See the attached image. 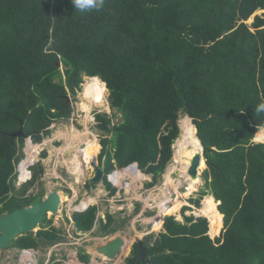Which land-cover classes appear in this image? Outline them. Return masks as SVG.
I'll return each instance as SVG.
<instances>
[{
  "label": "trees",
  "instance_id": "1",
  "mask_svg": "<svg viewBox=\"0 0 264 264\" xmlns=\"http://www.w3.org/2000/svg\"><path fill=\"white\" fill-rule=\"evenodd\" d=\"M86 77L106 85L121 115L117 124L96 115L104 132L98 166L109 194L117 191L110 174L135 163L152 178L146 189L159 183L181 115L193 119L208 147L205 189L189 202L199 208L207 195L220 202L223 230L212 239L218 221L186 216L184 207L183 221L166 216L156 238L143 239L149 264H264V143L253 141L264 129V114H255L264 102V0H105L92 12L71 0H0V198L15 192L5 209L44 196L23 197L43 173L40 163L18 191L16 165L27 139L40 144L53 124L71 119V98ZM190 118L181 127L192 125L195 134ZM97 213V206L74 212V233L98 223L101 236L114 234L113 216L104 222ZM38 235L54 244L60 238L56 229ZM137 247L126 264H137ZM63 258L90 261L82 250Z\"/></svg>",
  "mask_w": 264,
  "mask_h": 264
},
{
  "label": "rangeland",
  "instance_id": "2",
  "mask_svg": "<svg viewBox=\"0 0 264 264\" xmlns=\"http://www.w3.org/2000/svg\"><path fill=\"white\" fill-rule=\"evenodd\" d=\"M262 13L263 11H259L256 15ZM254 18L255 15L248 23H253ZM99 82L101 83L102 81L99 79L98 83H94L86 77L76 99L71 98L74 108L71 119L66 122L62 121L53 124L51 136L45 138L40 144L33 143V146L38 147L30 149L32 147L31 141L27 139L24 149H22L23 158L16 165L14 185L17 191L22 189L31 180L37 164L40 163L43 168V173L27 189L28 193L37 194L43 192L44 197L53 191L61 194L59 211L54 214L48 213L46 216L51 222L52 227L59 232L61 238L58 243L53 244V264H77L76 261H64L63 255L80 250L86 252L96 243H103L116 234L121 235L125 243L120 254L112 261L99 255H91L90 264H126V260L131 256L137 240L143 241L145 237L150 235L155 239L156 235L162 231L163 223L160 220L155 222L152 230L147 231L146 225L151 219L156 218L159 210H162L163 205L169 202L171 193H174L176 196L175 203L174 205L169 203V208L165 210L164 215L174 216L176 220L183 221L182 209L188 207L190 210L184 212L186 216L206 217L208 221L219 219L216 209L218 204L211 195L200 199L199 208H196L189 202L190 198H198L200 191L205 189V182L202 179V175L207 166L203 163L204 166L199 167L200 181L195 179L196 183H194L195 181L187 180L189 177H183L180 173L182 169L180 161L181 154L185 151H192L191 147L183 150L184 140L182 127L184 125L181 127V124L182 121L190 118L187 115L180 116L179 126L182 130L179 127V137L173 144V157L162 174L159 183L152 189L145 188L146 183L150 182L152 178L142 173L141 176L133 175V171H138L135 168L134 170L133 167L120 169L113 173L117 175L115 181L110 179L112 185L117 188L116 193L113 195L109 194L102 180L97 183H92V186L90 179L93 177V167L91 164L93 160H96L98 163V155L101 152L100 140L104 136V132L98 128L96 115L99 113H107L112 119L113 124H117L121 120V115L110 106L109 91L102 90ZM88 83H91L95 89L88 87V85L86 86ZM92 94L94 96H100V103H90ZM190 122L193 124L196 135L193 119H190ZM189 129L191 132V128ZM262 130H259V132ZM72 134L76 137L74 141L70 142L72 140ZM85 138L86 142L88 140L92 141L93 147H97V152L90 161L91 163L85 162L84 164L79 161L77 168L72 166L71 160H78V153H82L79 152V145L83 146L82 151L86 148L84 147L85 142L83 141ZM190 144L191 146H198L199 153L201 152V147L195 143L194 138L190 140ZM93 147L87 148V151L90 153L93 151ZM44 152L46 155L42 159L41 154ZM189 182L195 186H193L194 189L190 192H188V188L191 185ZM90 206H97V218L102 219L104 222L107 214L113 216L115 221L113 226L117 229L114 234L105 237L101 236L98 232V223L94 225L92 230L86 233H74L72 214L83 211ZM82 207L86 208L81 209ZM170 209H175L176 214L169 215ZM159 223H161L160 229L153 231L156 226H159ZM38 229L39 227L35 229V232ZM222 230L223 224L219 234ZM219 234L217 236H213V234L211 238L214 239ZM40 259L45 264L46 257L41 255Z\"/></svg>",
  "mask_w": 264,
  "mask_h": 264
},
{
  "label": "water",
  "instance_id": "3",
  "mask_svg": "<svg viewBox=\"0 0 264 264\" xmlns=\"http://www.w3.org/2000/svg\"><path fill=\"white\" fill-rule=\"evenodd\" d=\"M16 136L18 137L23 136V132L22 131L18 132ZM196 138H197V131H196ZM198 141L202 149L200 153H195L193 155L187 174L192 180L198 179L200 181L199 167L201 162H203L206 165L205 152L208 149V147L203 145L199 139ZM253 141L258 143L255 140ZM80 148L81 151L83 149V146H81ZM78 156H79L78 160H81L82 154L79 153ZM91 165L93 167V177L90 179V182L91 183L100 182L104 175L103 170L98 166L96 160H93V163ZM130 167L137 169V164L136 163L132 164ZM114 172H112L110 176H112ZM174 198H175V194L171 193L170 199L173 200ZM60 204H61V194L57 191H53L32 206L17 209L9 214H5L1 216L0 217V231H1L0 248L6 249L7 247H9L10 241L13 238L17 237L21 233H27L31 230H34L36 227H38L41 224L45 215H47L48 213H52V214L57 213L59 211ZM217 204L219 205L220 202H217ZM167 208H169V203L163 205L162 210L156 216V219L162 221V223L164 221V218L167 216V214L164 215L165 214L164 212ZM223 218L224 216L222 215V221ZM152 225H153V220H151L146 225L147 231L151 230ZM136 244L138 246L136 263L149 264V260L147 258V249L144 247L143 241L137 240ZM124 245L125 243L122 236L116 234L105 240L103 243L101 242L96 243L93 247H90L86 251V253L90 256L99 255L112 261L120 254Z\"/></svg>",
  "mask_w": 264,
  "mask_h": 264
},
{
  "label": "flooded vegetation",
  "instance_id": "4",
  "mask_svg": "<svg viewBox=\"0 0 264 264\" xmlns=\"http://www.w3.org/2000/svg\"><path fill=\"white\" fill-rule=\"evenodd\" d=\"M81 146L82 145H79L78 148H80ZM14 195L15 192H10L7 195L0 198V217L5 214H9L14 210L32 206L35 203H37L39 200L44 198V196H42L40 199L36 200L31 205H21L16 208L5 209L4 206L6 204V201L10 200L11 197H13ZM35 195L36 194H29L27 190L23 197L28 198L30 196H35ZM46 216L47 215L44 216L43 220L46 218ZM43 220L41 224L38 226L39 229L36 232L35 229L37 227L34 230H31L27 233H21L10 241L9 247H7L6 249L0 248V264H44L43 261L40 259L41 255H44L46 257L45 264H53L52 258H53L54 243L52 241L47 240L44 236L39 237L38 232L41 229H45L49 232H52L54 228L52 227L51 222L48 219L46 220V222H43ZM23 240L24 241L29 240L30 242L33 243V245L35 244V247L32 246L22 247L20 243ZM59 240H61V238H59L56 243H58ZM88 264H90V261Z\"/></svg>",
  "mask_w": 264,
  "mask_h": 264
},
{
  "label": "bare ground",
  "instance_id": "5",
  "mask_svg": "<svg viewBox=\"0 0 264 264\" xmlns=\"http://www.w3.org/2000/svg\"><path fill=\"white\" fill-rule=\"evenodd\" d=\"M89 80H92L94 83H98V81H99V78L98 77H95V78H88ZM100 83V82H99ZM101 85L100 86H102L101 87V89L102 90H104V91H107V89H106V86H105V84L103 83V82H101L100 83ZM88 85V87H92V88H94L95 89V87L91 84V83H88V84H86V86ZM99 88V87H98ZM97 89V88H96ZM88 92V91H87ZM89 93V92H88ZM101 94V93H100ZM85 95V94H84ZM94 103V102H96V103H100V96L98 95V96H94V94H92V96L90 97V103ZM89 107V106H88ZM191 127V131H192V133L190 132V128ZM185 126V127H183V140H184V143H183V145H184V148H183V150H187V148H189V147H191L192 148V151L191 152H183L182 154H181V156H180V161H181V164H182V169L180 170L181 172V175L183 176V177H189L188 176V174H187V171H188V168L190 167V163H191V160H192V157H193V155L195 154V153H199V147L198 146H191V144H190V140H192L193 138L195 139V143L197 144V145H199L200 146V144H199V141H198V139L196 138V135L193 133V128H192V125L191 126ZM75 135L74 134H72V140L70 141V142H72V141H74L75 140ZM86 140V138L83 140L85 143H84V147H86L85 149H84V151H80V152H82L81 154H82V158H81V160H77V159H72L71 160V164H72V166H75V167H77L78 168V165H79V161H81L82 163H84L85 164V162L87 163V162H90L91 160H92V158L94 157V155H95V153L97 152V147L96 146H94L93 147V145H92V141H90V140H88L87 142L85 141ZM254 140L255 141H257V142H260V143H264V129L262 130V131H260V132H258L256 135H255V138H254ZM69 142V143H70ZM87 143V144H86ZM182 146V145H181ZM89 147H93L94 149H92L93 151H91L90 153L87 151V148H89ZM201 147V146H200ZM81 149V148H80ZM202 149V148H201ZM70 161V160H69ZM91 163V162H90ZM202 166H204V164H203V162H201V164H200V167H202ZM134 169V168H133ZM135 170V169H134ZM119 172V171H118ZM132 174L133 175H136V176H141L142 174L139 172V171H133L132 172ZM112 176H117V175H112ZM181 176V177H182ZM187 180H191V181H195L194 183H196V180H192L190 177H189V179H187ZM190 183V182H189ZM191 184V183H190ZM194 185H190L189 187L190 188H188V192H190V191H192L193 189H194V187H193ZM170 197V196H169ZM176 197V196H175ZM170 199V198H169ZM169 202L168 203H170V204H173L174 205V203H175V198L173 199V200H168ZM178 203V202H177ZM217 203V202H216ZM84 208H86V207H82L81 209H84ZM217 209V208H216ZM218 211V210H217ZM159 212H160V210H159ZM218 215H219V219H217V221H218V227H217V230L215 231L216 232V234L218 235L219 234V232H220V230H221V227H222V215L218 212ZM151 220H153V225L155 224V222L157 221V219L156 218H153V219H151ZM150 220V221H151ZM149 221V222H150ZM153 225H152V227H151V230H152V228H153ZM23 255V254H22Z\"/></svg>",
  "mask_w": 264,
  "mask_h": 264
},
{
  "label": "clouds",
  "instance_id": "6",
  "mask_svg": "<svg viewBox=\"0 0 264 264\" xmlns=\"http://www.w3.org/2000/svg\"><path fill=\"white\" fill-rule=\"evenodd\" d=\"M71 2L74 5V8L78 9L80 12H92V11H100L104 7L105 0H71ZM255 114L257 116H260L261 114H264V102L258 103L255 106ZM29 139L31 141V145H33L32 139L31 138H29ZM29 162H31V160H29ZM86 209H84V211ZM80 212H82V211H80ZM199 217H201V216H199Z\"/></svg>",
  "mask_w": 264,
  "mask_h": 264
},
{
  "label": "crops",
  "instance_id": "7",
  "mask_svg": "<svg viewBox=\"0 0 264 264\" xmlns=\"http://www.w3.org/2000/svg\"><path fill=\"white\" fill-rule=\"evenodd\" d=\"M73 253H75V252H73ZM66 254V253H65ZM72 254V253H71ZM64 261H74V260H67V259H64ZM76 261V260H75ZM77 262V261H76ZM76 262H74V263H76ZM77 264H81V263H78L77 262Z\"/></svg>",
  "mask_w": 264,
  "mask_h": 264
}]
</instances>
